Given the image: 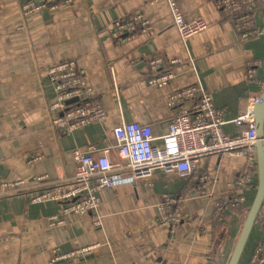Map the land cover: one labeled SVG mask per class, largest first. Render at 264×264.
<instances>
[{"label":"crops","instance_id":"0c3cea01","mask_svg":"<svg viewBox=\"0 0 264 264\" xmlns=\"http://www.w3.org/2000/svg\"><path fill=\"white\" fill-rule=\"evenodd\" d=\"M216 1L177 0L186 18L207 23L185 46L171 24L166 0H72L37 11L24 21L20 0H0V175L23 180L25 185L0 198V264H48L54 250L78 247L89 249L59 264L228 262L237 239L232 225L245 216L236 215L230 201L243 194L244 205L250 196L247 188L235 183L245 155L203 157L191 177L156 168L135 185L101 190L96 211L68 213L61 226L47 224V217L58 214L61 204L31 201L43 190L74 186V147L108 148L117 161L113 129L120 123L137 121L150 125L155 137L165 134L172 115L167 96L184 86L198 83L210 93L224 114V132L236 133L233 119L248 95L246 62L264 55V5L255 9L261 33L241 41L232 12L218 9ZM135 14L150 20V33H135L126 42L109 35L120 19ZM156 56L181 59L161 88L147 82L153 74L148 61ZM68 60L84 71L96 100L108 113L104 122L70 133L53 128L54 110L47 109L55 99L47 69ZM169 67L166 62L161 70ZM40 175H46L43 181L36 179ZM166 194L183 195L179 208L184 216L173 229L162 223L155 209ZM221 201H225L224 211L216 216L215 204ZM260 221L239 264H248L257 243L264 244Z\"/></svg>","mask_w":264,"mask_h":264},{"label":"built area","instance_id":"2783aa9c","mask_svg":"<svg viewBox=\"0 0 264 264\" xmlns=\"http://www.w3.org/2000/svg\"><path fill=\"white\" fill-rule=\"evenodd\" d=\"M168 3L171 24L174 26L182 43L186 46L190 36L207 28L202 18L189 19L181 12L177 0H166ZM72 0H20V15L24 21L29 15L44 9H55L71 4ZM264 5V0H217L220 10L233 14V26L241 41L258 37L261 33L256 24L255 9ZM152 31L150 20L143 14H135L122 18L108 30L116 40L126 42L135 33L148 34ZM170 67L161 70L165 63ZM181 62L176 57L165 59L156 56L149 59L148 64L153 74L148 78V84L161 88L166 86L173 76L172 66ZM47 76L53 84L54 101L47 109L54 110L51 118L53 128L70 133L75 129L91 124L104 122L108 113L95 98V92L88 85L84 71L75 61L68 60L50 66ZM245 78L248 95L242 108L233 122L237 126L234 134L225 133L226 123L223 112L217 108L213 98L198 83L184 86L172 91L166 100L172 109L168 121L167 132L155 137L148 124L137 121L122 122L114 127V146L117 161L113 160L108 148H98L93 144L74 147L72 158L75 161V171L71 188L61 187L43 190L31 198L34 203L54 201L62 205L58 214L47 217V224L56 227L66 224L68 213L84 214L96 211L100 204V192L106 188L130 187L140 178L149 177L156 168L166 172L176 173L182 177H191L198 161L207 156L218 154L245 155L244 164L236 178V184L248 188L257 180V162L254 144L256 142V126L254 107L264 88V55L259 59L247 60ZM158 139L160 144L154 143ZM46 175L36 179L43 181ZM206 176H201L205 178ZM23 180H7L0 175V198L23 190ZM183 195L163 196L162 201L155 206L161 215L163 224L173 229L183 218L179 204ZM232 200V198H231ZM237 201L244 202V196ZM225 201L217 202L216 216L224 211ZM264 209V204H263ZM241 219H236L232 225L235 235L242 228ZM88 247H78L69 251L54 250L48 264H59L71 261ZM248 264H264V244L257 243Z\"/></svg>","mask_w":264,"mask_h":264},{"label":"water","instance_id":"95a60500","mask_svg":"<svg viewBox=\"0 0 264 264\" xmlns=\"http://www.w3.org/2000/svg\"><path fill=\"white\" fill-rule=\"evenodd\" d=\"M253 113L256 126V142L254 147L257 162V189L248 209L242 228L237 239L235 240V244L227 264L239 263L240 257L255 225V221L261 210L262 204H264V88L257 103L255 104ZM223 237L224 234H221L216 243V251L223 240ZM215 264L217 263L215 262Z\"/></svg>","mask_w":264,"mask_h":264},{"label":"trees","instance_id":"16d2710c","mask_svg":"<svg viewBox=\"0 0 264 264\" xmlns=\"http://www.w3.org/2000/svg\"><path fill=\"white\" fill-rule=\"evenodd\" d=\"M248 192H250V196H249V200H248V203L247 204H244L243 205V203L244 202H240V201H237L236 199L239 197H236L235 199H232L230 202H231V204L230 205H232L231 206V209H235V213H236V215H238L239 213H241V212H243V214H245V216H244V218H243V223H244V220H245V217H246V215H247V212H248V209H249V207H250V205H251V202H252V200H253V198H254V195H255V192H256V189H257V180L252 184V185H250V186H248ZM242 196H244L243 194H242ZM246 198H247V196H246ZM264 214V209H263V204H262V207H261V210H260V212H259V214H258V216H257V219H256V221H255V224L256 223H258L259 221H260V217H261V214ZM261 222V221H260ZM264 223V222H263ZM249 241V240H248ZM248 243V242H247ZM246 246H247V244H246ZM246 248V247H245ZM243 253V252H242ZM242 257V256H241ZM240 261V260H239ZM239 264V263H238Z\"/></svg>","mask_w":264,"mask_h":264},{"label":"rangeland","instance_id":"374dc122","mask_svg":"<svg viewBox=\"0 0 264 264\" xmlns=\"http://www.w3.org/2000/svg\"><path fill=\"white\" fill-rule=\"evenodd\" d=\"M263 214V213H262ZM262 222H264V220H261ZM225 264H227V262L225 263Z\"/></svg>","mask_w":264,"mask_h":264}]
</instances>
